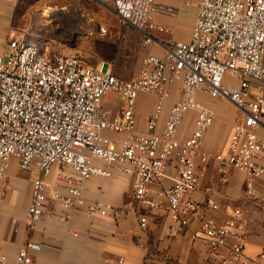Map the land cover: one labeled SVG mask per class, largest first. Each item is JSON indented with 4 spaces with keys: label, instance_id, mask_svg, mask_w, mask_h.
I'll list each match as a JSON object with an SVG mask.
<instances>
[{
    "label": "built area",
    "instance_id": "1",
    "mask_svg": "<svg viewBox=\"0 0 264 264\" xmlns=\"http://www.w3.org/2000/svg\"><path fill=\"white\" fill-rule=\"evenodd\" d=\"M95 1L112 8L123 27L142 32L146 47L154 45L152 31L165 32L153 23L154 0ZM6 46L10 49L8 60L0 56V188L12 160L22 172L38 167L41 178L33 185L27 213L31 223L45 215L49 198L43 177L54 168L69 186L64 196L52 192L53 203L67 221L80 209L91 217L111 213L112 208L102 201H84L82 186L90 178L123 173L133 181L135 200L150 208L155 207L146 198L150 186L169 179L172 186L163 194L179 232L185 231L192 218L203 217L202 229L211 253L228 249L225 264H264V254L255 261L245 258V238L237 226L240 211L224 225L205 218L193 203L186 206L184 217L177 215L183 199L198 187L197 158L205 168L215 162L223 169L264 175L255 167V160L264 156V143L257 135L264 117V0H202L190 42L166 46L163 58L148 56L131 80L118 78L105 66L89 68L79 57L44 53L35 44L11 40ZM227 78L239 80L240 87L227 86ZM176 84L181 85L182 100L172 108L159 135L157 124ZM109 92L116 93L123 103L121 116L115 121L101 114ZM200 92L231 102L242 114L226 155L212 156L202 149L215 115L197 101ZM141 94L156 98L154 115L147 124L148 136L136 135L135 108ZM189 112L196 114L195 126L180 142L178 132ZM104 130L126 133L129 138L121 149H115L102 136ZM170 168L176 172L174 178L168 176ZM208 206L218 209L213 201H208ZM146 224L142 219L143 229ZM229 240L233 242L230 246ZM40 249L29 242L15 264H33L31 254Z\"/></svg>",
    "mask_w": 264,
    "mask_h": 264
},
{
    "label": "crops",
    "instance_id": "2",
    "mask_svg": "<svg viewBox=\"0 0 264 264\" xmlns=\"http://www.w3.org/2000/svg\"><path fill=\"white\" fill-rule=\"evenodd\" d=\"M14 2L0 0V48L7 45L10 37L11 40L35 44L45 52L60 50L58 46H69L67 41L49 43L36 30L15 31L14 28L20 24L15 25L11 21L13 14L8 12ZM201 2L154 0L153 23L164 28L165 32L150 33L155 42L153 46H143L140 68L148 56L163 58L166 46L190 42ZM101 8L99 13L105 11L109 17L101 18V14L92 13L88 17L91 23L80 46H109L115 44L117 37L129 43L133 34L143 39L145 45L142 32L131 26L123 27L112 8ZM101 30L107 33L103 34ZM74 57L81 58L89 68L100 70L105 66L106 70L109 68L113 72L114 65L103 56L98 57L100 62ZM225 82L227 86L240 87V81L227 78ZM181 100L182 88L176 84L170 89V97L157 124V134H162L172 108ZM197 101L215 115L214 124L203 140V151L212 156L226 155L234 127L242 118L241 112L231 102L212 98L208 93L197 94ZM155 108L154 96L141 94L138 97L135 108L136 135H149L147 124ZM122 110L120 97L109 92L102 102L101 114L115 121ZM195 119L194 112L184 116L178 132L180 142L185 141L193 131ZM257 135L264 143V117ZM102 136L112 142L115 149H121L129 138L126 133L110 130H104ZM196 163L199 169L198 187L183 199L177 215L184 217L186 206L193 203L200 207L205 218L217 225H224L234 219L236 211H240L237 226L245 238V258L248 261L257 260L264 254V175L256 173L251 176L236 169H223L215 162L205 168L199 158ZM97 166L105 167L100 163ZM255 167L264 171V156L255 160ZM67 173L71 174L70 171ZM168 176H176L174 168L168 170ZM40 178L37 166L29 172H22L17 161L12 160L3 184L5 186L0 190V264H15L18 253L29 242L41 248L39 252L31 254L33 264H225L228 259L227 248L216 254L211 253L202 229L203 217L192 218L184 232L178 231L175 214L163 194L172 186L169 179L161 185L150 186L146 198L155 204L154 208H150L135 200L133 181L125 174L114 171L110 178H90L82 186L84 201L86 204L102 201L112 208L111 213L108 217H91L80 209L73 211L71 219L67 221L62 219L63 211L53 203L52 192L58 191L64 196L69 186L60 176V170L54 168L49 176L43 177L49 198L45 215L39 222L31 223L27 213L33 185ZM208 201L215 202L218 209L209 207ZM142 219L147 220L144 229L141 227ZM232 243V240L228 241L229 246Z\"/></svg>",
    "mask_w": 264,
    "mask_h": 264
},
{
    "label": "rangeland",
    "instance_id": "3",
    "mask_svg": "<svg viewBox=\"0 0 264 264\" xmlns=\"http://www.w3.org/2000/svg\"><path fill=\"white\" fill-rule=\"evenodd\" d=\"M101 7L102 5L95 0H15L11 9L8 8V12L13 14L11 21L13 20L15 25L20 24L18 27L14 26L15 31L36 30L40 33V37L49 43L57 40L62 43L67 41L69 44V46H58L60 50L43 51L44 53L80 56L92 62H100L98 57L103 56L112 62L113 73L118 78L131 80L140 71L142 49L145 46L143 39L133 34L129 43H124L117 37L115 44L109 46H80L79 44L82 39H85L84 33L88 24L91 23V18L88 17L92 16V13H99L102 10ZM99 15L101 18L109 17L105 11H101ZM11 39L12 37L8 39V42ZM6 43L7 41L5 45ZM9 55L10 49L2 46L0 56L7 61ZM253 86L257 85L253 84Z\"/></svg>",
    "mask_w": 264,
    "mask_h": 264
},
{
    "label": "bare ground",
    "instance_id": "4",
    "mask_svg": "<svg viewBox=\"0 0 264 264\" xmlns=\"http://www.w3.org/2000/svg\"><path fill=\"white\" fill-rule=\"evenodd\" d=\"M53 15H54V14H53ZM53 15H52V16H53Z\"/></svg>",
    "mask_w": 264,
    "mask_h": 264
}]
</instances>
